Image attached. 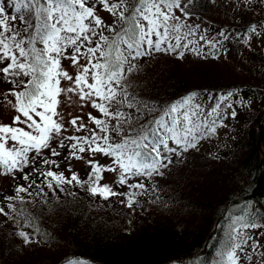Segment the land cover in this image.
<instances>
[{"label": "snow or ice", "instance_id": "snow-or-ice-1", "mask_svg": "<svg viewBox=\"0 0 264 264\" xmlns=\"http://www.w3.org/2000/svg\"><path fill=\"white\" fill-rule=\"evenodd\" d=\"M192 3L5 0L0 5V83L11 85L0 95L15 112L10 123H0V172L22 174L25 182L0 200V215L20 229L14 234L24 243L32 239L25 229L33 234L40 231L28 209L38 197L56 195L72 185L103 200L124 196L131 208L137 203V191L145 194V178L163 175L173 156L196 148L200 139L215 133L223 118L220 103L206 109L193 92L155 105L130 92L127 82L137 62L154 53L182 59L190 51L216 58L219 40L209 39L199 25L188 23ZM250 30L257 31L251 26ZM205 45L208 52L203 51ZM61 96L78 97L81 108L90 105L99 115L88 112L87 122L82 116L73 117L67 121L73 134L65 135L68 128L58 111ZM231 96L229 92L220 100ZM65 149L67 158L86 160L87 179L75 172L68 177L59 170L53 158ZM45 150L50 157L44 156ZM97 155L108 162L101 164ZM106 172L115 174L114 183L129 191L117 192L113 185L102 183ZM133 179L137 182L129 183ZM226 232L216 264H264L260 209L245 203L230 214Z\"/></svg>", "mask_w": 264, "mask_h": 264}, {"label": "trees", "instance_id": "trees-1", "mask_svg": "<svg viewBox=\"0 0 264 264\" xmlns=\"http://www.w3.org/2000/svg\"><path fill=\"white\" fill-rule=\"evenodd\" d=\"M209 1L193 0L189 6L191 15L188 23L199 25L209 39L219 40V52L215 59L211 55L205 59L190 51H186L182 59L163 52L154 53L137 62L134 71L141 74L136 82L129 84L131 73L127 80L130 92L135 91L138 98L148 99L144 102L155 105L174 102L193 92L206 109L217 103L222 105L219 111L223 118L217 126H222L219 127L220 131L227 129L230 132L212 150L211 156L215 161L203 168L211 172L213 179L208 182V187H201V191L197 190L201 185H191L189 191L180 195L187 205L209 217L204 225L209 229L206 233L199 232L200 227L192 223L194 227L190 228L188 239H185L183 234L176 235L166 225L160 224L153 234L138 235L123 242L109 221L88 217L87 212L80 210L75 202L63 209L64 219L69 222L68 227H65L68 228L67 236L59 242L56 247L58 251L46 257V264H68L69 261L71 264H216L217 253L227 236L230 214L236 213L245 203H251L264 213V54L259 53L260 50L255 46H237L238 40L243 42L244 36L252 40L257 35H264V5L260 7L255 3L259 0H244V7L240 10L233 7L231 17L223 21L214 15V10H209ZM231 1L230 5L238 2ZM3 4L5 0H0V5ZM253 11L263 14L249 17ZM235 18L240 24L233 21ZM250 26L256 27L257 31L251 32ZM220 33L228 39H224ZM203 51H209L206 45ZM231 54L242 55L258 66L247 69L253 75L252 79L239 70L229 73L227 77L222 73L211 77L196 75V79H191L181 68L186 62L199 65L198 62L213 61ZM156 60L160 63L157 64ZM229 92L232 96L227 101H221L220 98L227 97ZM205 100H212L214 105ZM233 111L236 112L235 117L231 115ZM190 150L178 155L175 160L182 159ZM216 161L222 163L220 169L216 167ZM20 175L13 176L10 193L2 194L0 200L12 195L17 184H24L16 180ZM66 192L60 195L64 200H75L74 196ZM166 196L164 191L162 198ZM77 203L81 205L83 202ZM9 223L13 224L16 232L20 230L11 220L0 215V264H14L15 261L11 252L17 248L12 245L10 236L7 237L4 226ZM61 230L63 233L64 229ZM25 231L31 234L32 239L39 240L38 236H43L41 226L38 234H33L31 229ZM59 236H62L60 232L56 241Z\"/></svg>", "mask_w": 264, "mask_h": 264}, {"label": "rangeland", "instance_id": "rangeland-1", "mask_svg": "<svg viewBox=\"0 0 264 264\" xmlns=\"http://www.w3.org/2000/svg\"><path fill=\"white\" fill-rule=\"evenodd\" d=\"M239 1L240 4H238ZM231 2V0H210L208 7L209 10H214V15L219 20L225 21L226 18L231 17L230 15L232 13L230 11L233 7L240 10L244 7L246 1L238 0L236 4L230 5ZM255 3L260 7L264 5L263 0H259ZM262 14L263 13L260 11H258V13L253 11L252 14L249 13V17H257ZM101 15L106 16L105 13H101ZM233 21L240 24L238 20L236 21V18L233 19ZM246 44L251 47L255 46V48L260 50L259 53L264 54V35H257L252 40L244 36L243 42L239 40L237 42V46L240 47L247 46ZM156 62L157 64L160 63L157 60ZM200 63L198 62L199 65H196L186 62V64L183 63L181 65V68H183V72L191 79H196V75L203 77L207 75L211 77L221 75L222 73L224 77L225 75L227 77L229 73H236L238 70L243 71L244 75L252 79L253 75L248 73L247 69L258 67L244 56H236L235 54ZM140 74L141 73L133 71L129 75V84L131 85L136 82ZM193 74L194 76H192ZM226 79L228 80V78ZM62 83L65 86L67 85L66 81ZM10 87L11 85L0 83V93H6ZM8 99L14 102L13 97L9 96ZM60 100L61 104L58 107V111L63 116L65 125L68 128V132L65 133V135L73 134V129L67 124V121L73 117L82 116L85 122H87L88 112L91 111L93 115H99L90 105L81 108L78 97L72 96L71 100H69L67 96H61ZM142 100L148 101V99L145 98H142ZM205 102L209 104L213 103L212 100H205ZM14 115V110L7 101H5L4 97L0 95V123H10ZM217 123L221 124V120ZM219 127L222 126H217L214 134L200 139L197 143V147L192 148L188 155L184 156L182 159L175 160L177 156H173L172 160L174 159L175 161L168 165L167 168L162 169L163 175L154 176L151 179L145 178V194L141 195L139 191L133 190L137 191V203L131 208L126 206V198L124 196L117 195L110 197L108 200H103L98 196H91L79 186L73 187L72 185H65L64 187L66 189L65 191H67L65 194L74 196L75 200L73 201L64 200L63 196H60L65 191L58 192L56 195L49 193L47 198L38 197L34 205H28V209L36 218V222L39 226H41L44 240L43 236L40 234V236H38L40 237L39 240L35 238L32 239L30 243L26 244L22 238L14 234L16 233V229L13 224L9 223L8 225H4L8 235L7 237L10 236L9 239L12 241V245H16L17 248L11 252V255H14V264H46V257L53 256L56 251H58L56 247H58L59 242L64 240L67 236L66 232L68 228L65 227H68L69 222H66V219H64L63 209L73 205L75 202L80 210L83 209L87 212L88 217L95 216L109 221L110 225L115 228V232L119 234V238H121L123 242H127V240L138 235L146 236L153 234L160 224L166 225V227L176 235L183 234L185 239H188V231L191 227H194V225L200 227L199 232L206 233L209 227H204V225L209 220V217L204 213L198 212L193 206L187 205V203L181 200L180 195L186 190L189 191L191 185H201L197 187L199 191H201V187L206 188L209 186L208 182L211 181L213 177L208 169L203 170V168L215 161L211 156L212 150L219 146L222 142V137L230 132V130L228 131L227 129L220 131ZM53 146H56L55 143ZM68 155V151L65 149L61 150L59 157L53 158L56 159L57 163L60 165L59 170L63 171L68 177H70L72 172H75L81 179H87V173L90 171V167L86 160L69 159L67 158ZM44 156L50 157L47 150H45ZM95 159L101 164L108 162L107 158L102 155H97ZM215 165L218 169L223 166L222 163L218 161H216ZM41 167H43V165H41ZM25 171L27 172L29 170L25 169ZM20 176L16 178V180L24 182ZM33 178L35 179L36 177ZM137 179L130 180L129 183H135ZM12 180L13 175H5L0 172V196L4 193H10ZM115 180V174L106 172L104 173L102 183L113 185L114 190L117 192L129 191L127 186L115 184ZM164 191H166L167 196L162 198ZM175 194H177V197ZM203 198L206 197L203 196ZM77 201L83 203L79 205ZM33 206L35 208H33ZM192 223H194V225H192ZM61 229H64L63 233ZM59 232L62 236H59V239L56 241ZM260 234L264 235V232Z\"/></svg>", "mask_w": 264, "mask_h": 264}]
</instances>
